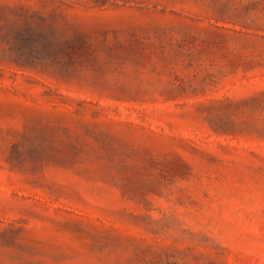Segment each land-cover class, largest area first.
I'll return each instance as SVG.
<instances>
[{
	"label": "rangeland",
	"instance_id": "374dc122",
	"mask_svg": "<svg viewBox=\"0 0 264 264\" xmlns=\"http://www.w3.org/2000/svg\"><path fill=\"white\" fill-rule=\"evenodd\" d=\"M0 264H264V0H0Z\"/></svg>",
	"mask_w": 264,
	"mask_h": 264
}]
</instances>
